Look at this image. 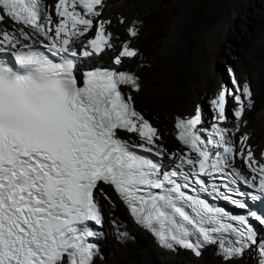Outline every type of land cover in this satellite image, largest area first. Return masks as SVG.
Listing matches in <instances>:
<instances>
[{
	"label": "snow or ice",
	"instance_id": "6c2138e0",
	"mask_svg": "<svg viewBox=\"0 0 264 264\" xmlns=\"http://www.w3.org/2000/svg\"><path fill=\"white\" fill-rule=\"evenodd\" d=\"M42 3L0 0V264H95L99 249L90 238L98 235L92 225L104 220L101 199L114 207L101 185L112 187L162 251L198 258L214 246L224 264L248 251L264 264V234L256 227H264V212L245 199L264 201V152L258 161L247 134L237 145L233 130L221 127L231 100L239 131L254 104L250 84L228 69L232 87L222 85L210 101L213 122L204 127L199 108L177 117V139L188 151L168 153L122 92L139 91L138 77L92 68L93 57L114 49L105 21L86 37L103 0H57L56 20ZM128 32L138 34L135 26ZM136 55L125 42L113 64ZM120 131L139 142L121 139ZM237 157L250 175L235 167ZM217 200L247 211L233 213Z\"/></svg>",
	"mask_w": 264,
	"mask_h": 264
},
{
	"label": "bare ground",
	"instance_id": "6f19581e",
	"mask_svg": "<svg viewBox=\"0 0 264 264\" xmlns=\"http://www.w3.org/2000/svg\"><path fill=\"white\" fill-rule=\"evenodd\" d=\"M44 1V12L52 14L54 20L58 19L53 7L57 0ZM197 2L198 0H170L167 3L157 0H103L104 6L98 7L101 15L94 18L93 31L91 30L86 36L95 33V25L98 21H105V31L112 34L111 43L114 49H105L99 56L93 58L113 64L114 56L118 54L125 42L137 51V55L131 57V63H135L131 66L133 67L131 70L135 74L138 70L142 72L143 67L142 70L147 76L138 74L139 91L128 89L127 94L132 96L135 109L157 129L160 137L157 143L168 153H180L187 150L178 143L176 138L171 141L172 147H167L165 128L160 121L161 118L168 122V130L175 137V129L172 127V122L175 125L173 119L179 116L191 117L197 108L201 110L203 116L202 100L208 95L211 101L222 85L232 87L231 83H226L225 79L218 83L213 82V74L219 69L216 67L220 54L219 47L224 45L231 48L235 45L237 48V43L243 42L242 48H239L240 55L248 51L254 61L253 63L241 62L238 73L241 82L247 81L250 84L254 104L239 122V131L235 137L234 134L231 135H233L234 143L238 145L241 136L247 134L249 137L247 145L259 161L261 153L264 152V0H259L258 6H252L250 0H215L207 8L198 29L191 31L188 25L193 18L189 15V10L191 8L194 10ZM99 18L102 20H98ZM232 25H238L242 29L241 33L228 35L227 28ZM133 26L141 29L140 38L129 34L128 29ZM184 34H187V38L183 40ZM192 38L199 40V47L194 56L188 49ZM255 38H257L256 41ZM141 40L148 42L144 48H141L142 51L137 49L141 45ZM140 55L146 56L147 63L143 64L144 66L137 60ZM156 61H162V70L155 71L153 65ZM185 73L189 75L187 81L184 80ZM175 84L179 85L184 94L183 101L178 98ZM146 102L154 104L158 114L151 111L145 105ZM229 102L234 109L235 103L231 100ZM229 112L231 113L230 110ZM237 123L232 115L221 125L233 130L234 133ZM207 124L209 123L204 122L203 126ZM131 135L137 137L135 134ZM134 136L129 137L133 139ZM234 165L243 174L250 175L239 157L235 159ZM107 193L113 204L117 202L108 190ZM100 203L102 211L108 212L107 216L110 215L112 208L102 199ZM108 226L115 242L106 244L109 246L107 254L103 248H99V256L95 259V264H224L214 246L205 247L198 258L181 249L175 253L165 252L143 231H141L142 241L137 243L138 245H133L128 238L129 230L127 235H122V239L118 241L117 234H122V231L113 226L112 221L108 222ZM234 264H255L254 253L246 252Z\"/></svg>",
	"mask_w": 264,
	"mask_h": 264
},
{
	"label": "rangeland",
	"instance_id": "374dc122",
	"mask_svg": "<svg viewBox=\"0 0 264 264\" xmlns=\"http://www.w3.org/2000/svg\"><path fill=\"white\" fill-rule=\"evenodd\" d=\"M158 2L161 1V3H167L169 2L170 0H157ZM215 0H198L197 2V7L193 10L192 8L189 10V15L193 18L191 20V23L188 25V28L189 30L191 31H194L195 29L197 30L198 29V26L200 25L202 19L205 17L206 15V10L209 6H211L212 3H214ZM258 1L259 0H250V4L252 6H258ZM258 4V5H257ZM98 20H102L101 18H99ZM137 35L135 37H139V35H141V29H137ZM93 31V30H92ZM242 31V29L240 27H238V25H232V26H229L227 28V34L228 35H237V34H240ZM140 33V34H139ZM93 33H91L92 35ZM90 35V34H88ZM187 38V34H184L182 39H186ZM238 39H240L238 37ZM255 41L257 40V38L254 39ZM252 40V41H254ZM141 45L137 48L138 50H141V48H144L145 45H147V41L146 40H141ZM242 45H243V42L240 44L237 43V48H235V45L232 46L231 48H229L228 46H221L219 47V51H220V54H219V59L216 61V67H218L219 69L217 71L214 72L213 74V82L214 83H218L220 82V80L226 81V83H231L230 82V75L228 73V69H232L233 73L235 74V76L237 77V79L240 81V78H239V73H238V68H239V65L241 64V62H244V63H253L254 59L253 57L250 55V53L247 51V53L245 54H242L240 55V52H239V48H242ZM199 47V40L198 38H192L190 41H189V44H188V49L190 51V53L192 54V56L195 55V51L198 49ZM244 48H246V46H244ZM142 51V50H141ZM141 57V58H140ZM137 59L139 60V64L143 65L145 63H147L146 61V56H141ZM145 58V59H144ZM96 59V58H95ZM131 59L132 58H129V59H125L123 58L122 59V62L120 65H117L118 67H121L124 66L127 70H131L133 69V67H131L133 64L135 63H131ZM97 60V59H96ZM105 64H110V65H114L110 62H107V61H101ZM218 62V63H217ZM144 66V65H143ZM153 68L155 69V71H160L163 69V63L162 61H156L153 65ZM159 68V69H158ZM143 69V67H142ZM141 69V71L144 73V71ZM220 71V72H219ZM142 72H140L138 70L137 73H135L136 75L140 74L141 76L145 75L147 76L145 73L143 74ZM142 73V74H141ZM139 76V75H138ZM189 79V75L187 73L184 74V80L187 81ZM241 82V81H240ZM177 86V92H178V98L180 101H183V98H184V94L182 93V90H180V87L178 84H175ZM145 105L147 107H149V109L151 111H154L155 113L158 114L157 112V109L155 108L154 104L150 103V102H146ZM232 109V106H231V102H228V105H227V108H226V112L228 113L227 116L228 118L232 117V114L229 112V110ZM202 110H203V119H204V122L205 124L206 123H210V122H213L212 121V116H213V112L211 110V106H210V98L208 97V95L202 100ZM181 117V116H179ZM187 117V116H186ZM186 117H181V118H186ZM176 121V118L173 119V121ZM161 123H163L164 125V128H165V133H164V136L167 140V144L168 145L167 147H172L171 146V141L172 140H175V137H174V134L171 133L169 130H168V122L164 119L161 118ZM174 121V122H175ZM172 127H174V124L172 122ZM175 129V127H174ZM235 134H237V131H234V137H235ZM119 137L121 138H125V139H128L130 138L129 136H134V135H129V134H124V133H119L118 134ZM135 137V136H134ZM131 139V138H130ZM131 141L133 142H139V139L137 137L133 138ZM112 208V212L110 213L109 216H107L106 214L108 212H103V215H104V222H103V226L101 228L102 232L104 233V238L101 242V245L100 247L103 248L104 251H106V254L108 253V249H109V246L106 245L108 243H111L112 244L115 242L113 241V236H112V233L110 231V229H108V222L109 221H114L115 222V227L118 228V230H122V231H126L125 232V235L123 236H126L127 235V230L130 231V236L128 237L130 239V241L133 243V245H138L137 243H139L140 241H142V233L139 229H137L136 227H134L130 222L129 220L127 219V217L125 216L124 214V211L123 209L120 207V205L115 202L114 203V207H111ZM123 221V223H121ZM120 225V226H117V225ZM127 227V228H126ZM139 240V241H138ZM106 254L104 253L105 257L107 258Z\"/></svg>",
	"mask_w": 264,
	"mask_h": 264
},
{
	"label": "water",
	"instance_id": "95a60500",
	"mask_svg": "<svg viewBox=\"0 0 264 264\" xmlns=\"http://www.w3.org/2000/svg\"><path fill=\"white\" fill-rule=\"evenodd\" d=\"M227 112H228V111H227ZM227 112H226V115L228 114ZM99 248H100V247H98V249H99Z\"/></svg>",
	"mask_w": 264,
	"mask_h": 264
},
{
	"label": "trees",
	"instance_id": "16d2710c",
	"mask_svg": "<svg viewBox=\"0 0 264 264\" xmlns=\"http://www.w3.org/2000/svg\"><path fill=\"white\" fill-rule=\"evenodd\" d=\"M121 67H124V66L121 65Z\"/></svg>",
	"mask_w": 264,
	"mask_h": 264
},
{
	"label": "clouds",
	"instance_id": "9594fccd",
	"mask_svg": "<svg viewBox=\"0 0 264 264\" xmlns=\"http://www.w3.org/2000/svg\"><path fill=\"white\" fill-rule=\"evenodd\" d=\"M229 110V109H228ZM138 229V228H137ZM141 231V230H140Z\"/></svg>",
	"mask_w": 264,
	"mask_h": 264
}]
</instances>
